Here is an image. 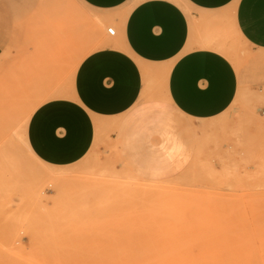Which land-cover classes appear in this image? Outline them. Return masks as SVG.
I'll return each mask as SVG.
<instances>
[{
	"label": "rangeland",
	"instance_id": "obj_1",
	"mask_svg": "<svg viewBox=\"0 0 264 264\" xmlns=\"http://www.w3.org/2000/svg\"><path fill=\"white\" fill-rule=\"evenodd\" d=\"M63 1L69 10V38L87 42L94 27V37L104 42L105 27L112 26H93L85 18L107 13L78 0ZM36 13V0H0V91L41 87L31 78L37 74L32 64ZM216 37L239 61L235 67L226 57L236 72L237 93L216 118L184 120L165 103L160 84L148 83L140 102L117 118L115 126L102 124L95 130L90 149L78 162L59 167L69 183L62 198L49 185L52 172L19 150L15 167L28 175H13V166L0 165V235L13 245L11 250L0 246V264H116L114 254L104 251V237L87 227L107 222L106 215L115 212L110 200L116 196L122 204L115 214H161L160 228L154 221L153 236L145 245L165 247L168 262L176 250L181 264H252V256L264 264V254L258 257L264 253V115L255 111L264 102V52L242 42L228 16L219 20ZM70 55L62 57L51 78L64 91L75 71ZM141 103L158 105L154 126L145 110L151 107L139 108ZM25 121L21 111L14 113V139ZM196 129L201 130L197 139ZM116 181L135 188L152 185L151 191L119 192L96 209L100 195L95 193H102L96 187ZM35 190L44 195L36 196ZM127 194H134L133 203ZM77 220L82 223L75 222L72 234ZM42 229L48 231L45 244L39 242Z\"/></svg>",
	"mask_w": 264,
	"mask_h": 264
},
{
	"label": "crops",
	"instance_id": "obj_2",
	"mask_svg": "<svg viewBox=\"0 0 264 264\" xmlns=\"http://www.w3.org/2000/svg\"><path fill=\"white\" fill-rule=\"evenodd\" d=\"M81 1L98 12L130 9L121 23L115 20L120 45L83 57L72 95L40 104L27 121L30 151L54 167L78 162L92 145L94 120L127 114L148 83L160 84L168 107L184 120L207 121L228 110L236 98V72L225 57L201 46L208 37L217 40L221 18L228 16L245 44L264 52V0H183L188 13L171 0ZM139 108L149 109L154 126L158 105ZM255 111L263 116L264 102Z\"/></svg>",
	"mask_w": 264,
	"mask_h": 264
},
{
	"label": "bare ground",
	"instance_id": "obj_3",
	"mask_svg": "<svg viewBox=\"0 0 264 264\" xmlns=\"http://www.w3.org/2000/svg\"><path fill=\"white\" fill-rule=\"evenodd\" d=\"M78 1L84 5L81 0ZM171 1L175 2L186 13L189 12V9L185 6L183 0ZM36 2L37 13L34 23L32 24V29L33 31H36L37 46H35V49H33V51H35V55L32 57V64L37 66V74L31 78L33 80L38 79L39 87H41L39 90H37L38 88L28 89V86H26V89H15L16 91L6 89L1 90L2 92L0 91V165L7 168L13 166V175L17 173L22 175V172L28 175L24 168L18 166L15 167L16 154L19 150L23 155H25L26 158L44 165L52 172L48 175V180L50 181L49 185H53L55 194L59 196L57 199H60L62 198V195H66L65 187L69 184L64 180V172L66 171H61V168L59 169V167L44 164L33 155L26 140L27 121L31 113L40 104L51 99L66 98L72 95L71 83L67 91H64L57 85L51 84V78L59 69L60 61L65 54H72L70 55L71 59L69 61V66H74L76 68L81 59L88 53L96 50L99 44H101L102 47L107 45H120L118 39V24L123 21L130 7L128 6L126 9H122L120 11L107 12V16L90 15L86 17L85 19H87L88 23L93 26L99 25L104 27V24H110L112 27H105V32L107 33V30L110 29L114 34L109 35L107 33V38L104 40V42L99 43L96 37H94L95 28L91 27V38L89 41L77 43V39L74 40L69 38L72 34V31L69 28V10L63 0H36ZM115 20H118V24ZM236 35L242 42H244L238 34ZM201 46L211 48L223 57L229 58L234 63L235 67L238 65V56L234 51L225 46L222 41L220 42L219 40H215V38L208 37V39H206V41L202 43ZM166 71L167 70L164 68L161 72L162 74H165ZM73 74L74 70L71 73V81L73 79ZM31 78H29V82H31ZM164 99L165 103L170 108H172L168 102V99L166 97ZM18 111H21L23 118L26 119L25 128L23 131L15 134L17 139H14L12 130L10 129V123L14 113H17ZM117 118L94 120L95 130H100L102 124L113 127V122L115 126ZM236 120H238V118ZM159 121L157 120V122ZM200 131L196 129V139ZM104 184H100V186L96 187L102 192L95 193V195H100L96 201V209L102 205V203L106 202L107 199L109 200V197L116 195L119 192L128 193L130 190H134L147 194L149 191H151L150 187L152 186L145 185L142 186V188H135L132 187L133 185L131 183H127L126 181H116L115 183L112 182L110 184L108 183L107 185ZM108 191H110V195H108ZM34 194L36 196L44 195L43 191L41 190H35ZM126 197L130 198L128 199L129 203H133L135 200L134 194L133 196L127 194ZM120 203L122 204L117 196L110 200V205L113 204L111 207L115 210V212L106 215V218L108 217V220L106 219V223H89L87 225L88 229H94L104 237V251L107 252L110 250L114 254V257L117 260L116 264H181L180 260L178 259V255L176 254V250H174L175 255L173 256V262H168V250L165 247L154 246L150 244L145 245V242L147 240H151L153 236L152 228L153 225H155L154 221L156 222L157 229L160 228L159 219L161 214H115L117 212L116 210H118L117 205ZM72 215L75 217L81 214ZM75 222L82 223V220L74 221L71 224L74 226L71 230L72 234H74L73 232L76 231ZM137 228H139V231L136 230ZM39 231L41 234L39 242L41 244H45L44 242H47L46 234L48 231H44L43 229ZM114 234H117V238L114 237ZM0 246H4L6 250L13 249V245L6 235H0ZM263 254L264 253L259 252L258 257L263 256ZM252 259V264H261L259 261L260 259L254 256H252Z\"/></svg>",
	"mask_w": 264,
	"mask_h": 264
},
{
	"label": "built area",
	"instance_id": "obj_4",
	"mask_svg": "<svg viewBox=\"0 0 264 264\" xmlns=\"http://www.w3.org/2000/svg\"><path fill=\"white\" fill-rule=\"evenodd\" d=\"M107 33H108L109 35H113V34H114L110 29L107 30Z\"/></svg>",
	"mask_w": 264,
	"mask_h": 264
}]
</instances>
